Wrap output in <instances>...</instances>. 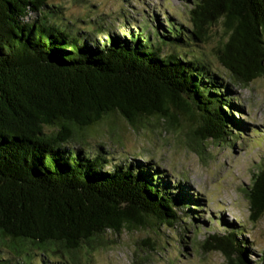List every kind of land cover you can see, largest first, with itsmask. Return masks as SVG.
<instances>
[{"label": "trees", "instance_id": "16d2710c", "mask_svg": "<svg viewBox=\"0 0 264 264\" xmlns=\"http://www.w3.org/2000/svg\"><path fill=\"white\" fill-rule=\"evenodd\" d=\"M186 5L184 25L168 15L159 29L145 17L113 33L101 22L104 12L81 24L62 21V6L47 0H0V264H89L106 233L153 219L172 224L175 208L195 219L197 193L170 183L157 164L117 159L88 141L105 127L119 142L114 118L133 128L150 118L176 127L180 115L199 117L187 132L199 153L204 140L245 134L225 112L241 107L225 80L246 87L264 75V0ZM216 24L223 35L210 55L224 72L193 52L204 49ZM245 189L248 218L257 221L264 168ZM232 223L199 248L220 251L226 264H264V246L250 261L238 239L245 222Z\"/></svg>", "mask_w": 264, "mask_h": 264}, {"label": "rangeland", "instance_id": "374dc122", "mask_svg": "<svg viewBox=\"0 0 264 264\" xmlns=\"http://www.w3.org/2000/svg\"><path fill=\"white\" fill-rule=\"evenodd\" d=\"M185 1L189 0H47L62 6V21L76 22L73 19L77 18L81 24H87L104 12L101 22L108 21L109 31L113 33L122 31L125 25L136 28L145 17H151V26L157 25L159 29L165 27L168 15L184 25V10L188 7ZM222 32L221 24L214 25L204 49L193 51L197 55L205 52L218 72L224 70L210 55V49ZM225 83L233 97H239L241 105L227 107L225 112L233 114L234 120L246 129L235 142L208 139L202 142L200 153L194 150L189 145L192 140L187 132L198 124L197 115L190 119L180 115L181 125L178 123L176 127L150 118L133 128L122 119L114 118L119 142L109 140L105 127L88 139L115 152L114 158L135 157L139 162L157 164L158 173H164L170 183L179 182L186 194L197 193L192 196L200 207L192 211L195 219L175 208L179 218H168L172 224L153 219L144 228L106 233L108 242L90 253L89 264H226L220 251L202 250L200 242L207 235L221 236L237 221L245 222L238 239H242L253 254L247 258L255 259L264 246V213L257 221L248 218L245 188L251 185L253 174L264 168V75L256 77L246 87L227 80ZM140 154L142 158L137 156Z\"/></svg>", "mask_w": 264, "mask_h": 264}, {"label": "water", "instance_id": "95a60500", "mask_svg": "<svg viewBox=\"0 0 264 264\" xmlns=\"http://www.w3.org/2000/svg\"><path fill=\"white\" fill-rule=\"evenodd\" d=\"M191 107H192L193 113H196V110H195L194 106L191 105Z\"/></svg>", "mask_w": 264, "mask_h": 264}]
</instances>
